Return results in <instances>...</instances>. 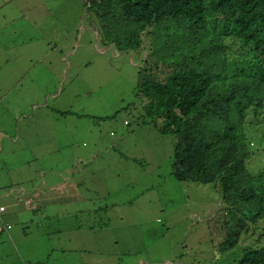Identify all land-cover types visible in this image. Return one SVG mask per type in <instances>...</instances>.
<instances>
[{"label": "rangeland", "instance_id": "obj_1", "mask_svg": "<svg viewBox=\"0 0 264 264\" xmlns=\"http://www.w3.org/2000/svg\"><path fill=\"white\" fill-rule=\"evenodd\" d=\"M98 31L82 0H0V194L12 189L0 206L23 217L0 237V264H235L256 231L214 256L218 193L172 176L175 137L138 118L145 52L104 45ZM164 72L152 68L158 81ZM255 134L253 174L264 172V130ZM64 179L79 198L60 194ZM32 188L52 195L35 208L40 231L25 205ZM8 240L28 242L24 261Z\"/></svg>", "mask_w": 264, "mask_h": 264}, {"label": "trees", "instance_id": "obj_2", "mask_svg": "<svg viewBox=\"0 0 264 264\" xmlns=\"http://www.w3.org/2000/svg\"><path fill=\"white\" fill-rule=\"evenodd\" d=\"M82 6L97 19L104 45L145 52L136 68L138 94L147 100L138 118L175 137L176 180L211 184L218 193L225 232L214 256L256 231L232 258L264 264V172L246 167L256 125L264 130V0H82ZM159 64L163 81L152 75Z\"/></svg>", "mask_w": 264, "mask_h": 264}, {"label": "crops", "instance_id": "obj_3", "mask_svg": "<svg viewBox=\"0 0 264 264\" xmlns=\"http://www.w3.org/2000/svg\"><path fill=\"white\" fill-rule=\"evenodd\" d=\"M58 184H59V189L62 188V192L60 193L61 195L65 196V197H69L68 195L70 194V195L73 196V198H75V197L79 198L78 197V192H77V186H75L73 183H69V182L66 181V179H64V181L58 182ZM47 188L48 189H55L53 187V184L52 185H49ZM47 193H48V196H45L46 195L45 192H43V191H41V190H39L37 188H35V190L32 188V190L29 191V195L30 196H28V202L26 204L24 203L25 205L29 204V202H32L33 203L32 206H33L34 212L32 213V217L34 216L33 217V220L35 221V229L37 231H40V230H43L44 229V227H43V225H42L41 220L39 219V217L44 218V214L45 213H41V211H40V214H37V212H35V208L37 206H41L42 204H46L48 202V200H49L48 197H50L52 195L48 191H47ZM6 197H7L6 194H4V195H1L0 194V203L3 202V201L8 200V197L7 198ZM30 197H31V199H30ZM26 198H27V196L24 198V201L23 202L26 201ZM0 205H3V204H0ZM29 208L30 207L25 206L24 210L26 211ZM44 211H45V209H44ZM21 216H22V214H19V215L14 216V217H6V216H4V214H0V222L3 225V228L0 230V237H4V236L7 237V236H9L10 233H9L8 230H9L10 225H13V223H12L13 220H15V219L18 220L20 218H23ZM7 225H8V227H7ZM25 229H26V227H21V230L22 231H24ZM8 242H9L10 246L12 247L13 251L18 256L19 260H23L24 261V258L26 256V252L20 250L19 243H28V242H17L18 245H16L11 240H8ZM2 245H3V243H2V241H0V246H2ZM0 262L1 263H4L6 261H0Z\"/></svg>", "mask_w": 264, "mask_h": 264}, {"label": "built area", "instance_id": "obj_4", "mask_svg": "<svg viewBox=\"0 0 264 264\" xmlns=\"http://www.w3.org/2000/svg\"><path fill=\"white\" fill-rule=\"evenodd\" d=\"M2 209H3V208L0 206V212L2 211ZM7 227H8V225H7ZM2 228H3V225L0 224V230H1Z\"/></svg>", "mask_w": 264, "mask_h": 264}, {"label": "clouds", "instance_id": "obj_5", "mask_svg": "<svg viewBox=\"0 0 264 264\" xmlns=\"http://www.w3.org/2000/svg\"><path fill=\"white\" fill-rule=\"evenodd\" d=\"M109 45H111V44H109Z\"/></svg>", "mask_w": 264, "mask_h": 264}]
</instances>
